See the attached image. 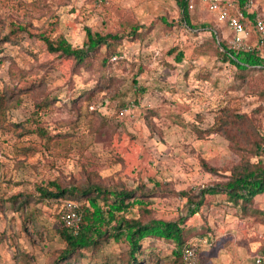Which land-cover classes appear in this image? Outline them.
Returning a JSON list of instances; mask_svg holds the SVG:
<instances>
[{"label":"rangeland","instance_id":"obj_1","mask_svg":"<svg viewBox=\"0 0 264 264\" xmlns=\"http://www.w3.org/2000/svg\"><path fill=\"white\" fill-rule=\"evenodd\" d=\"M255 6L264 14V0ZM189 15L192 27L182 22L175 0H0V94L15 91L0 124V264H51L64 246L55 231L64 203L80 202L42 203L37 185L49 180L80 185L90 174L89 181L110 189H154L144 197L145 207L134 205L125 215L176 219L187 210L177 191L222 179L203 163L227 173L240 157L222 132H207L218 107L251 115L264 135V99L257 90L264 69L240 70L222 60L216 47L219 40L228 45L230 29L201 3ZM16 23L28 24L31 31L53 24L49 33H62L73 46L83 42L84 27L124 34L137 23L143 35L136 41L124 38L125 58L112 64L113 81L102 88L95 87L92 69L74 68L72 59L47 52L26 33L19 43L4 40ZM250 33L248 45L264 57V46ZM92 88L89 99L76 100L80 91ZM44 98L50 101L42 106ZM40 126L51 140L40 135ZM55 133L68 137L56 139ZM20 193L31 197L23 208L10 200ZM208 197V205L187 219L196 228L187 243L207 239L197 264H210V256L218 264L212 256L218 248L219 254L236 251L239 264H252L253 254L264 246V221L216 200L217 194ZM252 206L264 215V194L256 195ZM143 245L146 259L139 264L173 261L172 244L144 239ZM127 248L123 240L110 238L93 253L85 252L84 263L116 261Z\"/></svg>","mask_w":264,"mask_h":264},{"label":"trees","instance_id":"obj_2","mask_svg":"<svg viewBox=\"0 0 264 264\" xmlns=\"http://www.w3.org/2000/svg\"><path fill=\"white\" fill-rule=\"evenodd\" d=\"M236 1L241 5L245 0ZM175 2L182 22L187 27H192L187 0H175ZM249 15L251 17L252 13ZM160 20L167 24L165 17L161 16ZM52 25L50 24L51 28L46 26L43 29L37 28L31 31L28 24H12V28L4 35V40L19 43L23 34L26 33L39 40L47 52L58 58L72 59L74 68L92 69L96 72L95 87L102 88H107L113 81L109 73L112 64L118 61L123 62L121 60L125 58L122 46L124 38L136 41L143 35L141 31L143 25L137 23L130 24L124 34L92 31L89 27H84L83 42L79 46H73L62 33L51 35L49 32H54ZM216 53L222 60L230 62L240 70L253 72L264 69V57L255 48L236 51L229 49L222 40H219ZM178 54L176 59L180 60L182 53L178 51ZM40 82L42 84L44 80ZM30 88L32 85L29 88L19 89V92ZM94 88L83 89L75 97L76 100L78 97L89 99ZM257 90L264 99V81ZM13 94H15L13 88L0 94V124L5 119L4 112L9 107ZM47 99H43L45 102L42 106L49 103L50 99ZM71 101L75 103V100ZM38 131L46 140H51L52 136H49L46 129L40 126ZM200 132L205 133L204 130ZM207 132H222L230 139L233 149L239 152L240 157L227 173H219L216 168L203 163L205 170L219 174L222 179L196 190L177 191L176 195L185 198L187 210L184 216L176 219L151 218L142 221L139 218L125 215L126 211L134 205L145 207L148 201L144 197L154 194V189L149 193L141 187L110 189L97 182L89 181V179L92 180L90 174H87L88 181L80 185L66 187L55 180L47 181L46 185H37L35 193L42 203L50 200L60 202L78 200L80 202L78 205L80 221L77 233L73 234L62 222L55 229L64 246L55 254L51 264H86L84 263L85 252L93 253L110 238L115 241L123 240L128 248L116 261L106 260L99 264H139L146 259L145 249L147 247L143 245L144 239L161 240L172 244L173 261L170 264H181V250L189 237L196 232L195 226L188 223L187 219L199 212L204 205H208L209 195L217 194L219 198L216 197V200L237 208L241 214L252 216L254 220L264 221L263 213L252 211L254 197L264 193V135L260 132L258 122L247 113L235 112L226 105H222L218 107L213 123ZM67 137L63 133L53 134V138L56 139ZM240 138L245 141L244 146H241ZM155 189L160 190V185L156 184ZM29 198H31L29 195L20 193L10 197V200L18 202V208H23L27 206Z\"/></svg>","mask_w":264,"mask_h":264},{"label":"built area","instance_id":"obj_3","mask_svg":"<svg viewBox=\"0 0 264 264\" xmlns=\"http://www.w3.org/2000/svg\"><path fill=\"white\" fill-rule=\"evenodd\" d=\"M96 1L101 4L109 2V0ZM197 2L214 12L217 19L230 29L231 38L227 45L229 49L250 50L251 47L247 42L251 31L259 38L260 45L264 46V14L255 9V0H245L241 5L236 0H187L188 9L193 10ZM249 13H252L251 17ZM60 217L63 225L76 234L80 221L78 205L72 201L65 202ZM206 242L207 239L203 238L186 243L181 250V264H197L199 248ZM252 264H264V246L253 254Z\"/></svg>","mask_w":264,"mask_h":264},{"label":"crops","instance_id":"obj_4","mask_svg":"<svg viewBox=\"0 0 264 264\" xmlns=\"http://www.w3.org/2000/svg\"><path fill=\"white\" fill-rule=\"evenodd\" d=\"M262 194H264V193H262ZM262 194H258V196L262 195ZM210 240H211V238H210ZM232 242H236L235 238ZM210 244L212 247H215V245H213V240L210 242ZM220 250L221 249L218 248L215 255H212V256L217 257L218 264H239L238 256H240V255L236 251L232 252V254L230 255V254H219ZM211 258L212 257L210 256V261H209L210 264H212Z\"/></svg>","mask_w":264,"mask_h":264}]
</instances>
